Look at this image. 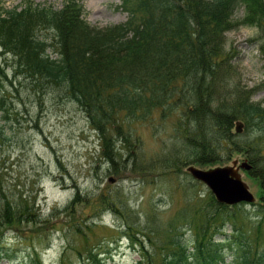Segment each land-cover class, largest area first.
<instances>
[{
  "label": "rangeland",
  "instance_id": "obj_1",
  "mask_svg": "<svg viewBox=\"0 0 264 264\" xmlns=\"http://www.w3.org/2000/svg\"><path fill=\"white\" fill-rule=\"evenodd\" d=\"M24 1L0 0V4L9 8ZM31 1L54 7L63 3ZM81 1L85 19L92 24L105 26L127 18L121 0ZM241 15L239 8L236 19ZM38 32L52 41L50 30ZM224 33L222 54L229 55L230 74L264 107L258 28L238 23ZM47 52L57 55L51 45ZM10 59L0 47L4 67V74L0 72V264H79L89 249L106 264H132L142 251L152 253L151 264H157L175 234L186 242L190 239L192 251L193 234L205 230L207 215L215 213L220 203L207 184L185 167L227 163L236 155L239 160L247 157L251 164L242 170L255 200L223 204L207 235L213 233L225 244L219 264H237L239 251L229 247L231 240H224L238 234L236 225L256 248L262 246L264 223L260 230L257 224L264 218L263 130L235 118L243 121L242 131H233L234 120L235 136L214 146L218 158L199 162L183 138L184 125L193 122L191 101L169 113L159 106L139 108L128 124L122 121L125 112L118 110L107 124L105 138H114L112 161L100 131L63 85L34 84L25 78L27 72L13 71ZM6 200L13 204L14 214L19 212L10 221Z\"/></svg>",
  "mask_w": 264,
  "mask_h": 264
},
{
  "label": "trees",
  "instance_id": "obj_2",
  "mask_svg": "<svg viewBox=\"0 0 264 264\" xmlns=\"http://www.w3.org/2000/svg\"><path fill=\"white\" fill-rule=\"evenodd\" d=\"M121 1L127 18L105 26L85 19L80 0H63L60 7L31 0L9 8L0 4L1 51L11 55L13 71L27 72L25 78L34 84L63 85L103 139L118 110L125 112L122 121L128 124L139 108L159 106L169 113L189 101L193 122L184 125L183 138L199 162L218 158L214 146L235 136L231 130L235 118L264 131V107L251 99V89L234 80L229 55L222 54L224 31L243 23L258 28L264 57V0ZM239 8L242 15L236 19ZM41 28L52 32L53 44L41 36ZM50 45L56 56L47 52ZM0 72L4 74L1 62ZM117 132L122 134L119 128ZM103 146L111 151L113 161L114 138L105 139ZM5 203L10 221L19 212L11 211L14 206L9 200ZM221 206L225 205H216V212L207 215L205 230L193 234L192 251L190 239L186 242L175 234L157 264H219L225 244L207 232L211 219L222 213ZM263 223L264 218L258 230ZM235 232L224 240H231L229 247L239 251L237 264H264V243L256 248L246 231L236 225ZM152 258V253L142 251L132 264H151ZM79 264L106 262L89 249Z\"/></svg>",
  "mask_w": 264,
  "mask_h": 264
},
{
  "label": "water",
  "instance_id": "obj_3",
  "mask_svg": "<svg viewBox=\"0 0 264 264\" xmlns=\"http://www.w3.org/2000/svg\"><path fill=\"white\" fill-rule=\"evenodd\" d=\"M243 121L236 119L234 121L233 131H242ZM251 164L247 157L239 160L236 155L229 162L222 164H212L200 166L198 164H188L185 170L188 171L194 178H197L211 189L218 202L232 205L239 201L255 200V195L249 185V181L243 168L248 169ZM112 180L113 178L110 177Z\"/></svg>",
  "mask_w": 264,
  "mask_h": 264
}]
</instances>
